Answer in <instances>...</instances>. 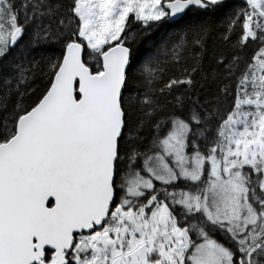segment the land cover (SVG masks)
I'll return each mask as SVG.
<instances>
[{
    "label": "snow or ice",
    "instance_id": "obj_1",
    "mask_svg": "<svg viewBox=\"0 0 264 264\" xmlns=\"http://www.w3.org/2000/svg\"><path fill=\"white\" fill-rule=\"evenodd\" d=\"M0 264H264V0H0Z\"/></svg>",
    "mask_w": 264,
    "mask_h": 264
}]
</instances>
